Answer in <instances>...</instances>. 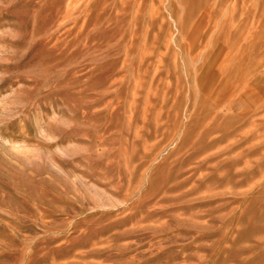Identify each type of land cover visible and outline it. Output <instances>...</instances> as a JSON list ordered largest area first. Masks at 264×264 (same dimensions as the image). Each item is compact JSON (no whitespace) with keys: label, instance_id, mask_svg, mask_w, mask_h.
Wrapping results in <instances>:
<instances>
[{"label":"rangeland","instance_id":"obj_1","mask_svg":"<svg viewBox=\"0 0 264 264\" xmlns=\"http://www.w3.org/2000/svg\"><path fill=\"white\" fill-rule=\"evenodd\" d=\"M0 264H264V0H0Z\"/></svg>","mask_w":264,"mask_h":264}]
</instances>
